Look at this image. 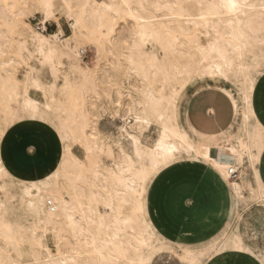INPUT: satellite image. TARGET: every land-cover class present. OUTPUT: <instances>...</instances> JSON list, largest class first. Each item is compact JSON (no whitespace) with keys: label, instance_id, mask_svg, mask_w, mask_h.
I'll use <instances>...</instances> for the list:
<instances>
[{"label":"bare ground","instance_id":"6f19581e","mask_svg":"<svg viewBox=\"0 0 264 264\" xmlns=\"http://www.w3.org/2000/svg\"><path fill=\"white\" fill-rule=\"evenodd\" d=\"M56 1L60 3L61 13L72 21L70 35L61 39L62 30L60 28L49 35L38 33L33 27L27 29L24 17L27 14L31 15L32 11L42 14L45 21L55 18ZM46 2L51 7L47 11H41L37 8L40 0H0V100L4 102L6 108L10 107L9 102L12 99L20 96L21 108L30 105L33 115L39 114L45 119L55 110L65 115L67 119L74 118L75 112L65 106L56 96L45 95L46 101L44 108L41 109L39 103L28 95L27 90L19 94L12 79L14 75L12 76L13 68L11 70V67L19 63L18 58H24L23 51L28 52L26 46H30L43 60L52 64L57 62L58 65L68 66L71 72L73 70L81 81L82 89L89 84L96 87L105 81L103 71L101 75L98 74L99 70L96 68V70L89 68L83 70L78 64L77 48H72L70 44L74 42L76 46L77 43L91 39L101 58L112 57L114 55L113 44L116 41H123L124 31L128 32L126 38H131V42L124 53L123 66L126 76L137 80L138 85L134 88L140 99H129L130 102L119 114L123 122L120 131L130 141L132 155L121 152L122 147L118 143L117 150H119L120 160L115 163V172L104 169L97 156L99 153H106V156L111 155L113 148L110 144H100L97 141L86 113L82 112L80 115L82 121L75 126L72 135L74 140L76 139L84 147L85 160L82 161L75 157L68 147L67 158L64 152L56 168L57 170L63 165L65 169L59 185L51 188L44 186L47 177L54 174L55 170L49 171L37 181L21 186L20 202L35 217V224L30 229L26 260L30 259L42 264H56L57 261L63 260H68V264L73 263L72 257L58 245H56L58 253H51L45 247L43 239L45 232L49 229L58 240H66L67 244L69 243L66 235L69 221L59 211V200L62 196H67V192L64 191L65 184L74 180L83 166L84 170L91 169L100 173V184H103L107 178L108 188L111 189L112 186L121 193L127 192L136 200L135 208L125 204V211L121 214L118 243L128 252V256L127 258L118 256L115 259L116 264H132L133 258L139 256L148 257L150 255L153 260L161 254L175 255L180 264H201L202 261L204 264H215V257H220L223 249H217L211 255H202L201 251L194 252L185 246L180 247L174 241L167 240L154 231L145 215L146 188H144L143 181L144 177L154 171L155 165L162 162L165 157L175 156L177 159L171 165L165 164L162 171L181 162L201 163L206 160L211 162V168L218 174L225 191L234 201L233 223L241 217L242 213L238 212L239 207L246 211L251 203H257L259 199H262L261 189L264 188V183L260 178L259 169H253V179L258 190L255 191L245 167L246 163L252 165V157L254 156L256 161L262 153L261 149H264V127L257 120L250 124V120L245 119L244 113L243 133L236 135L235 144L227 145L223 142L219 145L224 150V154L219 158H214L210 156V146L201 140L202 138L195 139L187 131L183 124L182 110L184 99L194 86L217 87L219 83L222 85L228 83L230 77L233 76L240 80L238 92L242 101L244 90L250 85V105L253 116L252 95L255 83L251 72L261 65L264 67V62L263 64L261 62L264 60V0H239L245 7L231 17L212 12L207 5L213 0H194L197 14H190L188 8L181 6L179 0H105L102 3L95 0H46ZM149 9L155 12L162 9L167 10L168 14L160 18L146 15ZM120 20H129L130 27L117 29L116 26ZM12 34L16 35H14L15 42L11 38ZM157 49L163 52L162 57L156 54ZM11 50L16 52L13 54ZM50 51L54 55L48 58ZM8 53H10L9 56H7ZM63 60L66 63L62 62ZM65 73V75H70L68 71ZM67 77L63 80L64 87H69ZM28 81L36 88L41 86L35 78L28 79ZM158 85L160 90L157 89ZM166 87H169L168 92L165 91ZM173 93L178 94L179 99L169 105L168 101ZM80 99L84 104L88 102V100L86 103L84 101L86 97ZM142 105H148V111L151 112L154 109L158 115L149 116L145 122L146 109ZM36 109H39L38 113ZM160 116H163L162 120ZM67 125V122L63 123L65 136L63 138L59 136L63 142L69 139L67 131L69 126ZM152 126L158 128V138L151 147L144 146L140 142V135ZM2 162L0 159V168L3 169L0 177L6 173L3 166L5 163ZM229 169L239 171V179L232 181ZM65 175L68 177L67 180L64 179ZM96 190L103 192V187L98 186ZM246 191L251 197L249 201L244 194ZM91 192L92 189L89 188V195ZM4 193L6 194L7 191L4 190ZM141 194L143 195L142 206L140 204ZM48 202H53V206L47 207ZM87 202V197H85L84 203L87 204ZM141 207L142 212L139 211ZM54 208L57 211L54 212ZM99 210L101 214L104 213L102 204ZM84 211L87 209L85 208ZM6 214H8V209L1 201L0 224L5 227L4 235L13 242V251L23 256L16 244L18 240L15 241L12 224L4 221ZM38 228L44 231L39 233ZM236 239L242 238L235 228L228 231L220 241ZM217 242H209L204 251L211 252ZM229 251L245 253L258 260L259 251L256 253L234 249ZM83 258L88 259L87 256ZM7 264L13 263L9 260Z\"/></svg>","mask_w":264,"mask_h":264},{"label":"rangeland","instance_id":"374dc122","mask_svg":"<svg viewBox=\"0 0 264 264\" xmlns=\"http://www.w3.org/2000/svg\"><path fill=\"white\" fill-rule=\"evenodd\" d=\"M95 1L102 3L105 0ZM179 1L181 6L186 9L188 8L190 14H197L198 11L195 6L194 0ZM55 4L56 16L55 18H52L48 21H45L42 14L40 13L38 14L32 11L31 15L27 14V16L24 17L25 26L27 27V29L28 27H33L36 32L44 35H49L57 32L60 28L62 30V35L60 36L61 39H63V37L65 36L70 35L72 21L67 19L66 16L61 13V6L59 1H56ZM145 14L157 16L158 18H160L162 15L168 14V12L167 10L163 9L157 12L149 9ZM130 25L131 22L129 20H120L116 27L117 29L121 30L122 28H129ZM22 27L24 28V25ZM127 33L128 32L124 31L122 36L123 41H116L113 44L114 55L112 57L104 56L101 58L98 55L95 44L91 39L83 41L81 43H75L76 46L74 45V42L70 44L72 48H77L76 50L79 54L78 64L83 70H86V68H89L91 70L98 69V74L102 75L103 73L105 75L104 83L99 84L96 87L95 85L93 87V85L89 84L82 89L81 81L78 75L73 70L71 72V69H69L68 66L58 65L57 62L52 64L48 61L43 60V58L30 46H26L28 52L23 51L24 58H18L19 63H15L11 67V70L13 68V70L11 71L13 72L12 76L14 75V78L12 79L19 94H22L24 90H27L28 95L39 103L41 109L44 108V103L46 101L45 95L56 96L60 101H62L65 106L71 108L75 112L76 116L72 119H67L65 115H61L58 111L55 112L54 110L53 112L49 113L44 120L33 118L17 119V110L21 108L20 96L12 99L9 102V110L6 108L4 102L0 100V108L2 109V111L0 109V127L4 128V132L0 133V159L3 161V164L5 163L4 165H2L4 166V169L6 171V173L1 175L0 177V202H4L5 207L8 209V214L5 215L4 221L5 223L8 222L12 224L14 228V236L16 237L15 241L18 240L16 241V244L21 254H23V256H19L16 252L13 251V242L5 237V227L0 224V264H7L9 260L13 264H29V262L30 264H42L40 262H33L30 259L26 260L25 257L29 249L28 243L30 237V229L35 224V217L31 215L26 210L24 205L20 202V188L23 184H27L28 182L37 181L43 178V176L49 171H55L62 159L63 153L65 152V142L60 139L59 135L54 132V129L49 126V123H46L45 121H48L50 118L55 119L63 129V123L67 122V127L69 126V128H67L69 134V139L67 140L69 141L68 147L70 149V152L82 161L85 160L86 151L80 142H78L76 139L74 140L72 135V131H74L75 126L79 125V123L82 121L80 117L82 112L86 113L89 119V123L90 125H92V132L96 135L95 137L97 138V141L100 144H110V146L113 148V152L111 155L107 154L106 156V153L97 154L104 169L113 172L116 171L115 163L119 162L120 160L118 155L119 150H117L118 143H120V147L124 149V153H127L129 156L132 155L130 141L120 131V126L123 124V122L119 118V114L124 111V109L126 108V104L130 102L129 99H140L139 94L134 88V86L138 85L137 80L132 77H127L123 66L124 53L127 51V46L131 42V38H126V36L128 35ZM14 35L15 34H12L11 38H13L15 42L16 37H14ZM10 52L14 54L16 51L11 50ZM156 54L159 57L163 56V52L159 49L156 50ZM9 55L10 53L7 54V56ZM121 56L123 59L121 58ZM109 60L110 62H112L111 64ZM248 60L249 62H251L249 57ZM62 62L66 63L65 60H63ZM261 62L263 64L264 60H262ZM113 65H119L123 69L122 72L119 73L118 80H115L113 78L114 73L111 71ZM263 69L264 67L263 65H261V67L251 72L252 77L254 76L255 90L252 95L253 116L252 120H250V124H253V121L257 120L261 125H264V113L261 110V98L262 92L264 90ZM63 70L68 71L70 75H65L66 73L65 71L63 72ZM58 71L61 73H59ZM65 77H67V79L69 80V87H64L63 80ZM31 78L37 79L41 86L39 88L34 87L30 83V81H28V79ZM237 79V77L231 76L228 83L223 85L222 83H219L217 85V87L219 86V88L225 90L231 96L236 109V120L233 127H231L224 135L217 138L220 142L223 141L224 144L227 145L235 144L236 135L238 136L242 134L244 130L243 119L245 110L242 97L238 92L240 80ZM203 87L207 86H194L192 89H190V91H188L189 94L187 95H190L195 90ZM44 89H48V91H44ZM157 89L160 90L159 85L157 86ZM89 91L91 92V94ZM165 91L168 92L169 87H166ZM105 92L107 93V95H104ZM95 93H98V95H95ZM187 95L184 100H186V98L188 97ZM128 96L130 98H128ZM81 97H86L84 101L86 103L88 100V102L84 104L80 99ZM88 112L92 114L88 115ZM91 118L93 120V123L92 120L90 121ZM38 132L42 134L37 138L36 134ZM157 138L158 128L156 126H152L140 135V142L144 146L146 145L148 147H151L157 140ZM33 139H38L40 147L30 153L26 150V145H28L29 141ZM201 163H206L205 165L208 166V161L206 160L205 162L202 161ZM245 168H247L248 175L250 176V180L253 187L255 188V191H258L256 183L253 179V169L258 168L260 170V174L264 182V153L260 154L254 165L246 163ZM238 173L239 176L237 179H239L240 177V172L238 171ZM237 179H232V181H236ZM152 181H150V183L148 184V188L146 189V194L144 197V210L147 221L151 224L154 231L157 234H160L152 225L147 213V194ZM4 190L5 192L7 191L6 194L4 193ZM244 194L248 201L251 200V197L248 196L247 191ZM226 195L227 197L229 196L227 193ZM228 198L230 199V197ZM256 204L264 207V203H262L261 199H259L257 203H251L250 206L254 205L251 209L255 208L257 206ZM233 207L234 205L231 201V218L227 224L225 231L220 237L213 238L209 242L222 240L223 236L228 231H230L231 229H235L238 226L237 222H232V215L234 212ZM238 212L246 216V213H244L245 211H243L242 207H239ZM38 231L39 233H42L44 230L42 228H38ZM43 241L45 247L53 254L58 253V246L64 250L67 248L66 240H58L49 229L45 232ZM174 242L178 246H185L194 252L201 251L202 249L204 250L209 243L208 242L202 246H193L183 241ZM224 259V264H232L230 263L231 260H235L233 264H252L246 258V256H243L241 254H226ZM204 260L206 259L204 258ZM152 262L153 264H180L178 258L173 254L159 255L154 258Z\"/></svg>","mask_w":264,"mask_h":264},{"label":"crops","instance_id":"0c3cea01","mask_svg":"<svg viewBox=\"0 0 264 264\" xmlns=\"http://www.w3.org/2000/svg\"><path fill=\"white\" fill-rule=\"evenodd\" d=\"M261 110L264 113V90ZM182 119L185 128L194 138H202L210 146V156L219 158L224 150L219 146L223 141L220 142L217 138L233 127L236 120L235 104L225 90L216 86L203 87L186 98ZM182 164L184 165L181 167ZM205 164H175L151 183L147 194V213L154 228L167 240L202 246L211 239L220 237L225 231L231 218V201L233 205L234 201L230 196V199L227 197L220 180L209 174V165ZM258 171L262 180L260 170ZM252 206L244 212L246 216L241 214L236 230L258 252L260 229L264 226V207L257 205L251 209ZM253 236L255 239H251ZM227 254H241L252 264L257 262L245 253L228 251ZM225 255L215 257L214 263L224 264ZM234 262L235 260H231L230 263Z\"/></svg>","mask_w":264,"mask_h":264},{"label":"snow or ice","instance_id":"6c2138e0","mask_svg":"<svg viewBox=\"0 0 264 264\" xmlns=\"http://www.w3.org/2000/svg\"><path fill=\"white\" fill-rule=\"evenodd\" d=\"M51 7L46 0H40V3L37 5L38 10L47 11ZM207 7L214 13L221 16H234L239 13V11L245 7L244 4L239 2V0H213V2ZM54 55L53 52L48 53V58H51ZM122 67L119 65H113L112 72L114 73V79H119V73L122 72ZM254 80V76L252 77ZM250 85L245 88L243 94V106L245 110V119L252 120V110L250 105ZM104 95H107L105 92ZM179 99L178 94L173 93V96L169 98V105L177 102ZM145 107V122L151 115H158V113L153 109L151 112L148 111V105H142ZM18 115L17 119H26L31 117L33 119H41L44 117L39 114L33 115V109L30 105H26L24 108L17 110ZM37 113L39 109H36ZM160 119H163V116H160ZM49 123V126L54 129V132L60 137L65 136L64 129L62 126L56 122L55 119H49L45 121ZM254 122V121H253ZM264 126V125H262ZM4 132V128L0 127V133ZM42 133L38 132L37 138ZM131 139V137H129ZM65 154L67 158L69 141L65 140ZM40 147L38 139H33L29 141V144L26 145V150L32 152ZM124 149L121 148V152ZM264 153V149H261ZM139 155V153H137ZM175 156L165 157L162 162H158L154 171L147 174L144 177V188H148V182L154 179H158L162 174L165 164H173L176 161ZM208 171L209 174L214 176L216 179H219L218 174L211 168V162L209 161ZM252 163L255 164V157H252ZM3 172V169L0 168V173ZM65 172L63 165L61 168L57 169L56 172L47 177V180L44 182L46 187H54L59 185L61 182L62 174ZM64 179L67 180L68 177L65 175ZM108 180L105 178L103 184H100V173L94 172L91 169L84 170L81 166V171L75 176V179L69 181L65 184L64 191L67 192V196H62L59 200V211L62 216L66 218L69 223L67 225L68 232L67 244L68 255L72 257L73 264H115V259L118 256H123L127 258L128 252L119 246L118 243V234L120 232V221L121 214L125 211V204H128L135 208L136 200L135 198L127 192H119L115 188L107 187ZM103 187V192H98L97 187ZM89 188L92 189L91 194L89 195ZM115 193V194H114ZM261 202L264 203V188L261 189ZM87 197V204L84 203V199ZM103 205L105 210L103 214L100 212V206ZM140 204H143V195L141 194ZM87 211H84V209ZM53 211H57L56 208ZM142 212V207L139 209ZM77 214L78 219H77ZM139 218V217H138ZM57 219H61L57 217ZM255 239V236L251 237ZM260 250L258 253V260L256 264H264V226L260 229ZM217 249H223V254H227L229 250H238V251H249V253H256V248L250 243L243 239L236 240H224L218 241L216 247L212 248L211 252H205L201 250L202 255H211L216 252ZM87 256L88 259L84 260L83 257ZM30 264V262H29ZM56 264H68V260L57 261ZM132 264H153L150 255L148 257L139 256L133 258ZM201 264H204L202 261Z\"/></svg>","mask_w":264,"mask_h":264},{"label":"built area","instance_id":"2783aa9c","mask_svg":"<svg viewBox=\"0 0 264 264\" xmlns=\"http://www.w3.org/2000/svg\"><path fill=\"white\" fill-rule=\"evenodd\" d=\"M229 175H230V178H231V179H237L238 176H239V173H238V171H236V170L229 169ZM47 206H48V207H52L53 204H52L51 202H48V203H47Z\"/></svg>","mask_w":264,"mask_h":264}]
</instances>
